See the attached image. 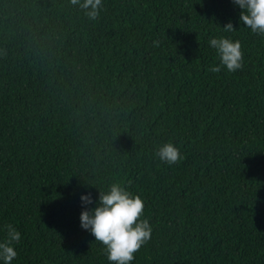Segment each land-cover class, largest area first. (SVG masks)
<instances>
[{
    "label": "trees",
    "instance_id": "trees-1",
    "mask_svg": "<svg viewBox=\"0 0 264 264\" xmlns=\"http://www.w3.org/2000/svg\"><path fill=\"white\" fill-rule=\"evenodd\" d=\"M102 4L91 21L70 0H0L12 264H115L80 224L114 182L142 198L152 227L130 264H264V36L233 0ZM221 36L241 42L235 72L209 71ZM166 143L178 163L155 155Z\"/></svg>",
    "mask_w": 264,
    "mask_h": 264
},
{
    "label": "clouds",
    "instance_id": "clouds-1",
    "mask_svg": "<svg viewBox=\"0 0 264 264\" xmlns=\"http://www.w3.org/2000/svg\"><path fill=\"white\" fill-rule=\"evenodd\" d=\"M72 5L79 6L91 21L97 20L103 7L102 0H70ZM240 9L239 20L252 33L264 36V0H233ZM226 33L236 31L229 21L223 27ZM209 46L216 50L219 63L209 71L218 73L222 68L235 72L243 67L242 45L239 40L221 36L211 38ZM167 164L178 163L183 157L180 150L172 143H166L155 153ZM84 205L92 204L91 194H82ZM144 201L139 195L128 191L120 182L110 185L108 191H99V199L94 207H85L80 213V224L101 242L107 259L115 264H130L136 253L146 244L152 235V227L147 219H141L144 212ZM7 235L0 241V260L12 264L17 256L15 243L20 241V232L9 224Z\"/></svg>",
    "mask_w": 264,
    "mask_h": 264
}]
</instances>
